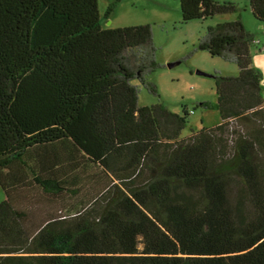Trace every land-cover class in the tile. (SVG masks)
<instances>
[{
	"label": "trees",
	"instance_id": "trees-1",
	"mask_svg": "<svg viewBox=\"0 0 264 264\" xmlns=\"http://www.w3.org/2000/svg\"><path fill=\"white\" fill-rule=\"evenodd\" d=\"M178 2L182 23L237 14L197 41L238 74L213 75L215 101L196 107L219 122L185 137V106L137 104L139 86L156 94L150 25L103 28L97 0H0V264H264L254 38L235 3ZM247 4L264 24V0ZM34 188L80 198L35 218Z\"/></svg>",
	"mask_w": 264,
	"mask_h": 264
},
{
	"label": "rangeland",
	"instance_id": "rangeland-1",
	"mask_svg": "<svg viewBox=\"0 0 264 264\" xmlns=\"http://www.w3.org/2000/svg\"><path fill=\"white\" fill-rule=\"evenodd\" d=\"M214 1L235 3L239 7L238 14L244 29L253 35L255 42L249 47L251 66L261 75L260 87L264 102V24L252 17L247 0ZM113 2L115 0H97L103 28L150 25L152 29L157 68L147 76V80L154 85L156 94L139 86L138 106L160 102L177 115L182 114L181 108L185 106L189 116L182 130L183 137L190 135V130L216 125L219 122L217 111L204 110L196 105L215 101V73L222 77H236L238 70L235 64L211 57L205 51L195 50V47L207 26L233 21L237 14L215 15L205 21L182 23L178 0H120L105 19L104 13ZM169 64L174 66L168 67ZM235 126V123H230V127ZM32 191L39 194L36 188ZM87 191L88 189L82 190L80 194ZM3 198L0 189V202ZM79 198L80 196H76L63 204H50L44 202L39 194L33 197L39 204L30 208L29 212L35 218L45 217L46 212L52 209L62 208V213L67 212L71 208L69 204Z\"/></svg>",
	"mask_w": 264,
	"mask_h": 264
},
{
	"label": "water",
	"instance_id": "water-1",
	"mask_svg": "<svg viewBox=\"0 0 264 264\" xmlns=\"http://www.w3.org/2000/svg\"><path fill=\"white\" fill-rule=\"evenodd\" d=\"M176 64H178V63H176ZM173 66H174V64H169V65H168V67H173Z\"/></svg>",
	"mask_w": 264,
	"mask_h": 264
},
{
	"label": "crops",
	"instance_id": "crops-1",
	"mask_svg": "<svg viewBox=\"0 0 264 264\" xmlns=\"http://www.w3.org/2000/svg\"><path fill=\"white\" fill-rule=\"evenodd\" d=\"M255 42V41H254Z\"/></svg>",
	"mask_w": 264,
	"mask_h": 264
}]
</instances>
